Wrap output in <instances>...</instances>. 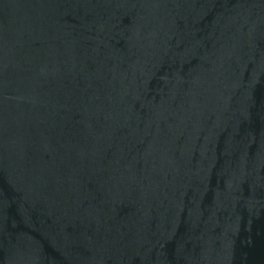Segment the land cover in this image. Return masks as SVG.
<instances>
[{
  "label": "water",
  "instance_id": "water-1",
  "mask_svg": "<svg viewBox=\"0 0 264 264\" xmlns=\"http://www.w3.org/2000/svg\"><path fill=\"white\" fill-rule=\"evenodd\" d=\"M0 264H264V0H0Z\"/></svg>",
  "mask_w": 264,
  "mask_h": 264
}]
</instances>
